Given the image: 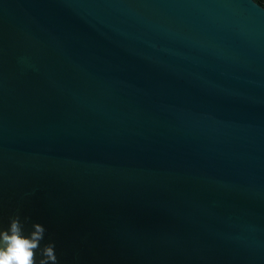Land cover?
I'll use <instances>...</instances> for the list:
<instances>
[{"label":"water","instance_id":"obj_1","mask_svg":"<svg viewBox=\"0 0 264 264\" xmlns=\"http://www.w3.org/2000/svg\"><path fill=\"white\" fill-rule=\"evenodd\" d=\"M17 214L59 264H264V5L0 0Z\"/></svg>","mask_w":264,"mask_h":264},{"label":"clouds","instance_id":"obj_2","mask_svg":"<svg viewBox=\"0 0 264 264\" xmlns=\"http://www.w3.org/2000/svg\"><path fill=\"white\" fill-rule=\"evenodd\" d=\"M27 222L28 218L22 220L17 214L10 218L7 229L0 230V264H59L55 242L41 248L45 227L35 223L33 230L26 233Z\"/></svg>","mask_w":264,"mask_h":264},{"label":"trees","instance_id":"obj_3","mask_svg":"<svg viewBox=\"0 0 264 264\" xmlns=\"http://www.w3.org/2000/svg\"><path fill=\"white\" fill-rule=\"evenodd\" d=\"M257 2H259L260 4L264 5V0H256Z\"/></svg>","mask_w":264,"mask_h":264}]
</instances>
